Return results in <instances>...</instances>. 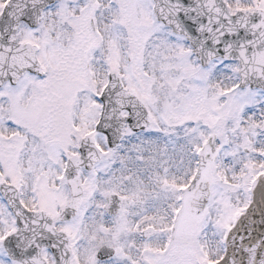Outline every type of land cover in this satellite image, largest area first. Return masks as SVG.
<instances>
[{"label":"snow or ice","instance_id":"snow-or-ice-1","mask_svg":"<svg viewBox=\"0 0 264 264\" xmlns=\"http://www.w3.org/2000/svg\"><path fill=\"white\" fill-rule=\"evenodd\" d=\"M0 264H264V0H0Z\"/></svg>","mask_w":264,"mask_h":264}]
</instances>
